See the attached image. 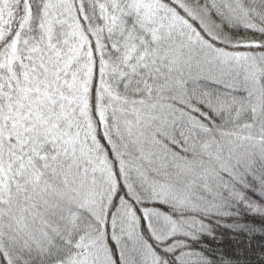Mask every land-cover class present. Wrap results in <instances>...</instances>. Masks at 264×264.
Returning <instances> with one entry per match:
<instances>
[{"label": "snow or ice", "instance_id": "1", "mask_svg": "<svg viewBox=\"0 0 264 264\" xmlns=\"http://www.w3.org/2000/svg\"><path fill=\"white\" fill-rule=\"evenodd\" d=\"M0 264H264V0H0Z\"/></svg>", "mask_w": 264, "mask_h": 264}, {"label": "trees", "instance_id": "2", "mask_svg": "<svg viewBox=\"0 0 264 264\" xmlns=\"http://www.w3.org/2000/svg\"><path fill=\"white\" fill-rule=\"evenodd\" d=\"M255 247H256V248H259V244L255 245ZM248 255H249V258H250L251 260H255V259L257 258V256H256L255 253H251V252H250Z\"/></svg>", "mask_w": 264, "mask_h": 264}]
</instances>
